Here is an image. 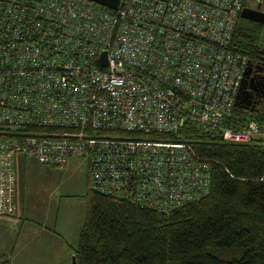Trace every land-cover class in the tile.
<instances>
[{
	"label": "built area",
	"instance_id": "1",
	"mask_svg": "<svg viewBox=\"0 0 264 264\" xmlns=\"http://www.w3.org/2000/svg\"><path fill=\"white\" fill-rule=\"evenodd\" d=\"M247 2L0 0V217L17 209L18 156L82 157L89 191L163 214L204 198L209 165L169 137L194 123L264 142V120L226 125L246 113L232 41Z\"/></svg>",
	"mask_w": 264,
	"mask_h": 264
},
{
	"label": "trees",
	"instance_id": "2",
	"mask_svg": "<svg viewBox=\"0 0 264 264\" xmlns=\"http://www.w3.org/2000/svg\"><path fill=\"white\" fill-rule=\"evenodd\" d=\"M261 31L239 18L232 42L250 62L264 55ZM235 114L241 125L227 126L264 120V110ZM169 138L209 165L208 194L163 214L88 190L75 264H264V142L224 144L194 123ZM0 264L11 263L0 256Z\"/></svg>",
	"mask_w": 264,
	"mask_h": 264
},
{
	"label": "rangeland",
	"instance_id": "3",
	"mask_svg": "<svg viewBox=\"0 0 264 264\" xmlns=\"http://www.w3.org/2000/svg\"><path fill=\"white\" fill-rule=\"evenodd\" d=\"M257 1L264 0L247 4L254 7ZM15 167L17 211L0 221V256L11 264H72L74 254L70 259L58 254L64 245L71 251L78 245L87 211V161L77 157L64 166H50L18 156Z\"/></svg>",
	"mask_w": 264,
	"mask_h": 264
},
{
	"label": "flooded vegetation",
	"instance_id": "4",
	"mask_svg": "<svg viewBox=\"0 0 264 264\" xmlns=\"http://www.w3.org/2000/svg\"><path fill=\"white\" fill-rule=\"evenodd\" d=\"M258 4L259 2L254 7L248 6V4L247 6L256 8ZM249 66V76L246 81L241 82L238 89V92L243 93L244 103L249 106L248 109L244 108L248 115L264 110V55H260L253 62H249Z\"/></svg>",
	"mask_w": 264,
	"mask_h": 264
},
{
	"label": "water",
	"instance_id": "5",
	"mask_svg": "<svg viewBox=\"0 0 264 264\" xmlns=\"http://www.w3.org/2000/svg\"><path fill=\"white\" fill-rule=\"evenodd\" d=\"M90 1H93L103 6H107L112 9H116L118 5V0H90ZM240 17L244 20H248V21L263 25L259 40H260V43L264 45V5L263 3L259 2L256 8H251L247 6L243 7L241 10ZM103 59H104V54H103L102 60ZM249 73H250V66L248 64V67L243 72L242 82L246 81V79L249 76ZM242 96H243V93L239 91L236 96L235 106L248 109L249 106L246 103H244ZM72 264H75V254L73 255V258H72Z\"/></svg>",
	"mask_w": 264,
	"mask_h": 264
},
{
	"label": "crops",
	"instance_id": "6",
	"mask_svg": "<svg viewBox=\"0 0 264 264\" xmlns=\"http://www.w3.org/2000/svg\"><path fill=\"white\" fill-rule=\"evenodd\" d=\"M258 2H259V1H257L256 4H257ZM16 196H17V193H16ZM16 211H17V209H16ZM4 218H6V217H0V221H1L2 219H4ZM52 232H53V231H52ZM55 236H57L58 238L61 237L60 235H55ZM61 239H62V237H61ZM62 242H65V241H62ZM64 246H65V248H63V250L60 251L58 255H59V257H60L61 259H66V258L70 259L71 256H72V254H74V251H71V249L68 248L67 245H64ZM74 250H75V249H74ZM62 253H63V256L61 255Z\"/></svg>",
	"mask_w": 264,
	"mask_h": 264
}]
</instances>
